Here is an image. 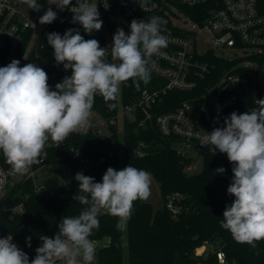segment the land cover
<instances>
[{
	"label": "clouds",
	"instance_id": "1",
	"mask_svg": "<svg viewBox=\"0 0 264 264\" xmlns=\"http://www.w3.org/2000/svg\"><path fill=\"white\" fill-rule=\"evenodd\" d=\"M21 3L35 11L42 9L37 0ZM138 3L146 6L148 0ZM48 5L71 11V23L80 26L67 29L63 35L46 34L56 65L62 64L71 75L53 89L46 71L35 63L21 66L20 60L13 59L0 67V153L13 174H27L32 165L41 163L49 141L59 145L71 133L88 127L97 95L111 102L109 109H115L122 84L131 80L137 89L141 82L147 85L152 58L163 55L168 46V37L162 34L166 24L162 17L133 19L130 33L118 28L114 34L110 63L106 47L81 35V30L89 35L101 30L97 3L76 0L73 5V0H49ZM104 7L107 10L108 4ZM56 19L57 12L49 7L39 23L50 25ZM258 101V107L224 117L222 125L207 132L200 143L211 145L214 153L226 154L232 164L227 193L235 199L226 205L220 227L238 243L253 248L264 240V99ZM216 172L223 174L225 169ZM74 179L78 190L73 200L85 206L79 214L61 218L53 238L41 235L42 243L31 260L12 238H0V264H57V260L62 264H94L96 248L90 237L99 227L102 212L127 220L134 202L147 200L151 194L152 174L131 164L120 170L108 167L101 182L82 171ZM26 245L31 247L30 236Z\"/></svg>",
	"mask_w": 264,
	"mask_h": 264
},
{
	"label": "built area",
	"instance_id": "2",
	"mask_svg": "<svg viewBox=\"0 0 264 264\" xmlns=\"http://www.w3.org/2000/svg\"><path fill=\"white\" fill-rule=\"evenodd\" d=\"M75 2L73 0V5ZM89 2L97 3L103 21L94 39L101 47H106L108 62H113L110 52L114 34L118 28L130 33L133 19L162 17L166 21L162 25V34L168 37V46L162 50L164 54L154 56L150 64L151 72L162 81L143 88L129 101L124 99L121 85L115 101L117 107L109 109L107 104L104 111L93 108L89 126L75 132L80 135L93 133L116 144L115 135L118 134L123 142L126 124L137 122L139 127H156L162 136L174 138L178 152L184 156L187 155L180 147L182 144L194 146L199 153L207 151L227 158L218 150L214 153L211 145L200 143L207 132L222 125L224 117L233 111L247 112L260 106L258 100L264 99V74L261 75L264 73V5L260 0H148L142 8L138 0ZM48 3L49 0L38 3L42 9L35 11L21 0H0V67L13 59L20 60L21 66L35 63L46 71L48 84L52 87L53 81L61 82L71 75V70L65 71L61 64L58 72H48L49 57L44 53L48 25H41L39 17L49 7L57 12L53 23H71L74 14ZM104 4H108L107 10ZM213 54L233 64L222 69L218 79L209 84V78L217 69L211 57ZM172 90L186 91L192 96L176 108L163 111L165 97ZM51 146L57 144L49 141L41 158L42 165H32L30 171L21 176L13 174L11 167L0 162V205L10 188L21 181L32 179L38 193L48 192L44 184L48 176L44 162ZM117 149L123 153L122 146ZM73 150L81 165L90 164L81 149ZM135 153L144 156L146 144L140 142ZM196 169L193 161L185 167L189 173ZM43 170L44 175L41 174ZM166 206L174 215L181 209L174 199H169ZM24 209V203H21L14 211L24 212ZM92 241L97 250L99 242ZM12 242L18 247L16 241L12 239ZM218 259L220 264H227L222 250L218 251Z\"/></svg>",
	"mask_w": 264,
	"mask_h": 264
},
{
	"label": "trees",
	"instance_id": "3",
	"mask_svg": "<svg viewBox=\"0 0 264 264\" xmlns=\"http://www.w3.org/2000/svg\"><path fill=\"white\" fill-rule=\"evenodd\" d=\"M45 1L37 0L38 3ZM260 2L264 5V0ZM79 27L73 23H52L46 34L58 32L63 35L67 29ZM46 34L44 53L49 57L48 72H58L59 65H56L54 50L48 45ZM94 34L81 30L85 39H94ZM211 57L217 69L209 78V84L218 79L222 69L233 64L214 54ZM155 81L162 79L151 72L150 82L147 85L141 82L138 89L132 86L131 80L122 84L124 99L135 98ZM56 84V81L52 82L53 89ZM191 96L192 93L186 91H170L165 97L163 111L176 108ZM108 103L97 95L93 108L104 111ZM175 141L172 137L162 136L156 127H139L137 122L126 124L123 142L118 134L115 135L116 144L93 133H71L60 145L48 148L44 162L48 175L44 180L48 189L46 194L35 190L32 179L18 182L7 192L0 205V237H11L18 248L33 259L35 249L42 243L39 237L53 238L61 218L77 216L85 207L73 200L78 190V182L74 179L76 173L82 171L101 182L108 167L120 170L131 164L150 172L159 182L164 205L155 210L148 199L137 200L127 220L102 212L99 227L90 237L99 242L95 259L98 264H220L218 251L221 250L226 254L227 264H264V240L257 241L253 248L238 243L229 231L220 227L226 205L235 199L227 193L233 175L232 164L227 158L201 151L203 169L189 173L185 167L193 159L180 154ZM140 142L146 144L147 150L142 157L135 153ZM121 146L123 162L117 149ZM73 148L81 149L90 164L81 165L74 157ZM0 162L11 167L2 153ZM221 167L225 169L223 174L216 172ZM169 199H174L180 206L177 215L166 206ZM21 203H24V212L14 211ZM29 236L31 247L26 245ZM57 264L62 261L57 260Z\"/></svg>",
	"mask_w": 264,
	"mask_h": 264
},
{
	"label": "rangeland",
	"instance_id": "4",
	"mask_svg": "<svg viewBox=\"0 0 264 264\" xmlns=\"http://www.w3.org/2000/svg\"><path fill=\"white\" fill-rule=\"evenodd\" d=\"M180 147L182 148L183 153L191 157L193 159V164L197 166V169L194 172H200L203 169V158L198 152V150L194 146H188L187 144H182L180 145ZM120 155L122 157L123 153H120ZM122 162H123V157H122ZM41 174L44 175L45 170H43ZM19 175L21 176V174ZM150 191L151 194L150 197L148 198V201H150L153 204L155 210H158L164 205V201L160 195V184L153 177L150 186ZM104 243H106V241ZM94 264H98L96 260Z\"/></svg>",
	"mask_w": 264,
	"mask_h": 264
},
{
	"label": "water",
	"instance_id": "5",
	"mask_svg": "<svg viewBox=\"0 0 264 264\" xmlns=\"http://www.w3.org/2000/svg\"><path fill=\"white\" fill-rule=\"evenodd\" d=\"M263 74H264V73L262 72L261 75H263ZM238 109H239V108H237V110H238Z\"/></svg>",
	"mask_w": 264,
	"mask_h": 264
}]
</instances>
